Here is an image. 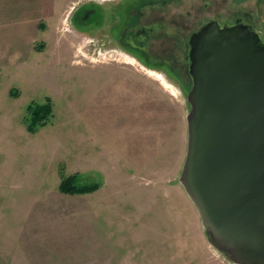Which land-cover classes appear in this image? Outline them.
Returning <instances> with one entry per match:
<instances>
[{
	"label": "rangeland",
	"instance_id": "374dc122",
	"mask_svg": "<svg viewBox=\"0 0 264 264\" xmlns=\"http://www.w3.org/2000/svg\"><path fill=\"white\" fill-rule=\"evenodd\" d=\"M108 1L51 0L32 50L0 68V264H234L181 182L188 43L205 24L237 18L264 43V0H144V11L162 9L142 20L154 28L146 36L166 45L146 56L124 46L133 18L106 17ZM128 2L130 13L141 7ZM85 173L97 191H61Z\"/></svg>",
	"mask_w": 264,
	"mask_h": 264
},
{
	"label": "water",
	"instance_id": "95a60500",
	"mask_svg": "<svg viewBox=\"0 0 264 264\" xmlns=\"http://www.w3.org/2000/svg\"><path fill=\"white\" fill-rule=\"evenodd\" d=\"M188 58L181 182L218 251L264 264V43L246 24L212 21L191 36Z\"/></svg>",
	"mask_w": 264,
	"mask_h": 264
},
{
	"label": "crops",
	"instance_id": "0c3cea01",
	"mask_svg": "<svg viewBox=\"0 0 264 264\" xmlns=\"http://www.w3.org/2000/svg\"><path fill=\"white\" fill-rule=\"evenodd\" d=\"M13 4L21 6L14 7ZM50 4L51 0H0V68L18 63L19 51L32 50L35 35L40 32V22L47 20L46 10ZM1 5L7 9L5 23L2 20ZM31 5H36L35 15ZM20 12H24V16H21ZM82 176V179L90 181L92 173H85Z\"/></svg>",
	"mask_w": 264,
	"mask_h": 264
},
{
	"label": "flooded vegetation",
	"instance_id": "af4514ba",
	"mask_svg": "<svg viewBox=\"0 0 264 264\" xmlns=\"http://www.w3.org/2000/svg\"><path fill=\"white\" fill-rule=\"evenodd\" d=\"M152 1L155 2L154 5L157 3V0H151L150 2H152ZM108 2H109L108 6L106 7L107 8L106 10L108 13H107L106 17H108V18L111 17L115 13V11H117L118 13L125 12L127 14H130V19L133 18V22L131 24V26L133 28V33H131L130 35H124L123 36V43H124L125 47H132L131 49H134L135 51H138L140 53L142 52L146 56L145 52H146L147 47H149L147 50V52H148V51H150L151 47H163L165 45V44L163 45L160 43L155 44L154 43L155 40L153 38L155 36L154 34L149 35L147 37L146 36L147 30L151 31V30H154V28L149 26V25H151V23L147 24L145 22H142V20L146 19L145 17L146 16L148 17V15H150V16L153 15L155 18L160 19L158 17V15L160 14L159 12L162 10L160 5L154 6V8L156 10L154 8H150V12L144 11V9L146 8L145 6L150 4V2L143 3L144 0H140L141 7L138 10L134 11L133 13H130L129 9H131V6H129V8H128V6H127V3H129L128 0H109ZM92 5L94 6V11L92 13H95L94 15H96V17L98 16V19L102 18V16L104 17V19H106V17L104 16L105 8L101 5H99L98 3H95V4L92 3ZM157 13H159V14L157 15ZM140 21H141V23H140ZM236 23L246 24L252 30L258 32L257 30L254 29V27L249 22L245 21L242 18H237ZM161 25H162V22L160 21L159 26H161ZM231 26H233V25H231ZM147 27H149V28L147 29ZM148 34H149V32H148ZM189 41H190V39H189ZM113 42H114V40L112 41V43H110L111 44L110 46L120 47L118 44L114 45ZM188 45H189V43H188ZM165 47H166V45H165Z\"/></svg>",
	"mask_w": 264,
	"mask_h": 264
},
{
	"label": "trees",
	"instance_id": "16d2710c",
	"mask_svg": "<svg viewBox=\"0 0 264 264\" xmlns=\"http://www.w3.org/2000/svg\"><path fill=\"white\" fill-rule=\"evenodd\" d=\"M49 112L50 108L47 106ZM35 113V120L38 118V112ZM47 113H42L41 118ZM100 187V184L98 183H84L83 179L80 177V175H74L71 177H67L64 179L61 183V191L66 194H89L92 192H95Z\"/></svg>",
	"mask_w": 264,
	"mask_h": 264
}]
</instances>
